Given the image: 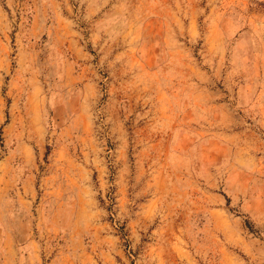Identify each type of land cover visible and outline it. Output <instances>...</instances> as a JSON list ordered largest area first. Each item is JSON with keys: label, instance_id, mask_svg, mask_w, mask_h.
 I'll use <instances>...</instances> for the list:
<instances>
[{"label": "rangeland", "instance_id": "rangeland-1", "mask_svg": "<svg viewBox=\"0 0 264 264\" xmlns=\"http://www.w3.org/2000/svg\"><path fill=\"white\" fill-rule=\"evenodd\" d=\"M0 264H264V0H0Z\"/></svg>", "mask_w": 264, "mask_h": 264}]
</instances>
